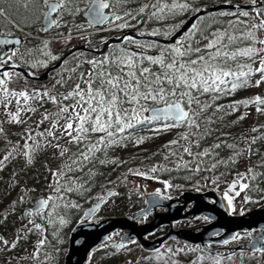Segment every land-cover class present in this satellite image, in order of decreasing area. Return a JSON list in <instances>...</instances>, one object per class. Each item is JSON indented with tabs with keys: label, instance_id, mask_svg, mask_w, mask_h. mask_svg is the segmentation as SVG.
Listing matches in <instances>:
<instances>
[{
	"label": "trees",
	"instance_id": "1",
	"mask_svg": "<svg viewBox=\"0 0 264 264\" xmlns=\"http://www.w3.org/2000/svg\"><path fill=\"white\" fill-rule=\"evenodd\" d=\"M90 1L65 0L66 8L56 16L57 23L45 32L40 27L45 10L43 6H33L25 10L24 7L18 6L15 0H0V7L7 10L5 14L7 18L0 16V30L3 33L7 30H16L14 24L23 30H29L31 36L32 34L39 36L38 39L29 38L31 43L23 44L19 48L18 52L23 54L37 50L42 44L51 46L54 39L69 37L65 48L58 50L54 48L51 51L53 60L49 62L48 67L70 49L85 46L87 49L100 50L109 39L120 38L129 32L166 39L201 7L210 8L221 4L245 6L255 4L254 0H175L176 3L185 4L187 7L183 10L176 9L174 12L165 10V13L161 14L155 7L157 3L171 5L173 0H107L112 20L100 29L89 26L85 31L89 34L76 37L75 35L83 33L78 28L87 24L82 15ZM255 5V8L247 11H217L206 14L195 23V28L189 31L190 36L188 37L189 33L185 35L180 43H190L196 47L200 40L202 42L204 39V33L227 30L231 35L242 37L251 31L254 33L255 40L238 42L233 50L244 47H253L258 50L264 47L259 44L260 40H264V29L254 27L264 20V0ZM154 12L156 15H153ZM245 12L248 13L247 16L243 15ZM117 16L121 19L117 20ZM142 45H151V47H141ZM172 47L174 46L165 47L153 41L127 38L119 45H110L100 56L87 55L94 58L91 65L93 73L99 70V62L104 61L107 65L109 61L116 60L124 52L158 56ZM78 54L86 53L77 52L68 57L64 64ZM260 59L261 57L257 55L251 60L238 58L237 61L232 62L234 66L236 64L251 65V76L242 78L247 80L246 84L238 83L235 90L227 91L216 98H214L215 94L200 96L202 105L211 106L201 119L200 130L189 129L187 126L168 128L160 124L138 126L125 133L117 134L112 142L99 145V151L88 153L90 158L87 161L83 160L81 153H87L88 148L96 144L101 137L107 140L106 133H92L79 144L72 140L67 132L56 135L55 139L51 140L37 156L36 164L29 170L23 171L21 175L14 176L10 194L0 203L1 213L12 198L20 194L22 190H35L36 196L41 197L49 178L54 180L53 190L67 195L70 200L69 203L59 204L52 212L50 211L54 206L50 201L49 208L45 211V214L49 216L41 223L43 244L41 245V241L36 244V257H32L28 264H63L69 233L83 216L84 210L96 203L100 194L104 195L114 185L117 184V187L123 185L128 188L131 184V175L143 169L158 166L163 156L167 159L165 158L150 176L166 183L171 197L178 196L187 190L223 191L230 181L242 175L244 184H248L249 187L242 190L239 196L228 199L234 200V204L240 206L239 214L261 205L264 202L263 195V198L259 196L264 193V113H258L256 105L252 103L257 96L264 98V82L257 84V81L261 80L260 73L256 71L260 66ZM18 64L34 76L40 75L47 68L41 66L34 68L25 58L23 61L19 59ZM149 66L159 71L158 66ZM243 70L248 71L247 68ZM58 72L59 70L55 71L50 77ZM11 74L12 77L6 83L9 90H19L26 85L32 88L40 85L27 81L18 73ZM49 100V97H44L40 102H45L47 107H52ZM243 101H249L247 106L241 103ZM149 106L157 107V105ZM78 123L79 121H76L74 125ZM23 128H25L24 122L13 120L11 116L0 121V152L4 151V147L6 150L11 149L7 145L9 142L17 141ZM253 128L257 131L253 132ZM189 131L193 133L191 141L182 139ZM254 138L256 142L253 144L251 142ZM173 141L177 143L172 144ZM217 144L221 147L216 148ZM183 147H190L192 155L184 153ZM205 150L209 152V155L203 157L197 155ZM213 164L216 165L215 168L212 167ZM249 169L252 171L249 172ZM126 178L128 180H124ZM204 178L208 180L207 186L203 183ZM257 190H259L258 193ZM119 193L120 191L115 189L114 197H117ZM102 207L92 220L110 216L100 213ZM141 207H143L142 196L136 206L131 204L128 207L123 216H129ZM38 215L34 216L37 218ZM30 237L31 235L29 239ZM178 244H183L187 248L184 264H264V253L242 252L219 259L182 242H173L155 253L138 250L137 258L130 259L126 264H162L158 261L151 263L152 257L166 250L172 251ZM125 249L128 251L138 249V244L134 243ZM123 251L124 249L99 248L91 254L88 264H125L121 260ZM165 258L168 264H173L177 256L169 254Z\"/></svg>",
	"mask_w": 264,
	"mask_h": 264
},
{
	"label": "snow or ice",
	"instance_id": "2",
	"mask_svg": "<svg viewBox=\"0 0 264 264\" xmlns=\"http://www.w3.org/2000/svg\"><path fill=\"white\" fill-rule=\"evenodd\" d=\"M15 3L24 7L25 10L33 6H43L48 9L44 13L46 18L57 9L66 8L65 0H15ZM109 7V3L100 0L91 10L93 18L98 21L106 19L101 10ZM155 7L159 13L163 14L165 10L168 12H174L176 9L183 10L187 5L178 4L173 0L171 5L158 2ZM6 13L7 10L0 7V16ZM153 15L156 13L154 12ZM243 15L247 16L248 13L245 12ZM116 19L119 20L121 17L117 16ZM56 23L55 20L50 21V24ZM193 27L195 28V25ZM254 27L264 29V20ZM203 35L206 41L203 47H193L190 43H178L158 56L124 52L116 60L109 61L107 65L101 61L99 70L89 75L86 92L81 90L80 85L77 84L76 91L69 92L65 96V99L79 97L71 106V110L69 107L59 108V112L64 114V119L67 121L64 130L72 140L79 144L92 133H106L108 138L105 140L101 137L96 144L88 148L87 153H81L83 160L87 161L90 158L88 153L99 151V145L112 142L117 134L125 133L138 126L160 124L168 128L187 126L189 129L200 130L201 119L206 110L211 107L206 104L202 105L200 96L215 94L214 98H216L227 91L235 90L238 83L246 84L247 80H242V78L251 76L250 64L233 65L232 62L237 61L238 58L251 60L259 55L261 57L260 66L256 71L260 73L261 80L257 81V84L264 82V47L258 50L253 47L233 50L238 42L254 41V33L249 31L245 36L238 37L224 30ZM0 43L12 44L19 43V41L3 40ZM259 44L264 45V40H260ZM141 47H151V45ZM0 63H3L2 58H0ZM149 65L158 66L159 71H155ZM245 68L248 69L247 72L243 70ZM8 75L7 72L3 73L4 77ZM0 93L3 94L5 106L15 97H23L25 102L29 99L23 91L10 92L3 78H0ZM45 95L48 94L45 93ZM53 102H56L55 98ZM241 103L247 106L249 101ZM252 103L256 105L258 113H264V107H261L264 106V98L257 96ZM161 104L164 106L160 107ZM149 105H157V107ZM17 106L20 107L19 101H17ZM19 114L17 111L12 115V119L17 120ZM74 121H79V123L74 125ZM252 131L256 132L257 129L253 128ZM192 135V131H189L182 139L191 141ZM255 142L256 138L251 143ZM176 143L177 141L172 142V144ZM219 147L221 145L217 144L216 148ZM183 152L192 155L190 147H183ZM197 155L203 157L209 155V152L205 150ZM212 167L215 168L216 165L213 164ZM152 171L155 172L156 169L153 168ZM251 171L249 169V172ZM235 187L234 183L224 193L230 208L232 201L228 197ZM248 187L246 183L240 185L241 190ZM236 194L239 195L238 192ZM47 204L48 200H43L40 202V207L43 208ZM233 239H238V237ZM40 243L42 245L43 241Z\"/></svg>",
	"mask_w": 264,
	"mask_h": 264
},
{
	"label": "water",
	"instance_id": "3",
	"mask_svg": "<svg viewBox=\"0 0 264 264\" xmlns=\"http://www.w3.org/2000/svg\"><path fill=\"white\" fill-rule=\"evenodd\" d=\"M99 2L100 0H92L82 15L83 19L90 26L96 28H102L112 18L109 8L101 10L102 15L106 17L103 21L93 18L91 10ZM104 2L108 3L107 0H104ZM254 2L255 4H260L261 0H254ZM255 4L247 6L221 4L210 8L201 7L174 34L166 39L139 36L137 33L129 32L120 38L109 39L103 44L101 50H91L84 46L74 48L39 76H33L18 66H8L0 68V78L5 79L7 83V78L3 76V73L15 71L22 74L28 81L44 83L48 80L50 74L60 69L64 61L74 53L85 52L99 56L104 54L110 45H119L127 38L153 41L166 47L176 46L194 24L206 14L217 11H247L255 8ZM46 11H48L47 8ZM60 11L61 9H57L56 12L51 13L47 18L44 15L42 25L44 31H48L53 27L54 24H50V21L54 20L53 17ZM3 40L19 41V43L12 44L0 43V47H4L5 49L0 55V58L4 61L9 57L13 48L19 47L22 44V39L0 37V41ZM124 180H128V178ZM234 183L237 187L238 182L234 181L227 186L223 194ZM233 194L231 192L229 197ZM114 195V191L108 190L103 196L98 198L96 203L84 210L83 216L69 233L67 252L63 264H88L91 254L99 248L121 250L130 243H137L142 251L148 253L157 252L166 242L171 240L182 241L206 255L219 259L242 252L264 253V202L260 206L240 216H236L228 213L221 193L216 190L210 189L204 192L184 191L179 196L168 199L160 195H148L143 200L144 207L129 216L92 220L106 201ZM43 200L46 199L43 197L35 199L33 205L23 211V219L47 210L49 208V201L43 208L40 207V202ZM148 215L151 216V220L146 222L145 220ZM195 219H205L208 223L194 229H173V224L175 223ZM141 221L143 222L141 223ZM161 227H168L165 235L152 240L147 239L148 236ZM242 232L245 233L243 234ZM114 235H118V242L111 241V237ZM234 237H238V239L245 237L247 241L238 243L235 246H227V244L236 240L233 239ZM1 242L2 237L0 236V246ZM212 246H215V248Z\"/></svg>",
	"mask_w": 264,
	"mask_h": 264
},
{
	"label": "rangeland",
	"instance_id": "4",
	"mask_svg": "<svg viewBox=\"0 0 264 264\" xmlns=\"http://www.w3.org/2000/svg\"><path fill=\"white\" fill-rule=\"evenodd\" d=\"M14 26L18 29V31L23 30L19 26ZM88 28L89 25L86 24L78 29L80 32H84L87 31ZM189 36L190 33L188 34V37ZM67 43L68 40H54L52 41L53 45L51 46L42 44L39 48H37V50L26 52L27 54L22 53V55L32 67L39 68L41 66L45 68L49 62L53 60L51 51L54 48L56 50L63 49ZM205 43L206 41L204 39L202 42L200 40L197 46L203 47ZM63 53L64 52L62 51V54ZM93 62L94 58L88 56L87 53L84 55L78 54L64 64L56 75L48 78L46 82L35 86V88H32L31 86L28 87L26 85L19 90H10V92L17 93L21 91L25 92V94L29 97L27 102L24 101L23 97H15L11 99V102L8 103L7 106H5L3 103V94L0 93V121L4 118H8V116H11L12 118V115L19 111L20 114L17 117V120L23 121L25 125V128L22 129L23 132L20 133L17 141L9 142V145H7L8 147H11V149L6 150L4 147V151L0 152V203L10 194L13 188L12 185L14 182V176L21 175L23 171H26V169L29 170L31 166L37 163V156L41 154L50 141L54 140L56 135L66 132L64 130V126L67 121L64 119V114L59 112V108L69 107L71 110V106L75 104V100L79 99V97H76L75 99L72 97L65 99V96H67L69 92L74 93L76 91L75 86L77 84L80 85L81 90L86 92L87 80L89 75L92 73L91 65ZM45 93L48 95H45ZM44 97H49L52 107H47V103L40 102V100ZM53 98H55L56 102H53ZM17 101H19L20 107L17 106ZM144 115H146V113H144ZM45 117H48V119H45ZM75 122L76 121L73 123ZM49 133H51V135ZM25 145H27V147H25ZM5 157H7V159H5ZM165 158L166 156H163L159 160L160 163H158V166L149 167L131 175V184L128 188L123 185L117 187L116 184L109 189L114 192L116 189L120 191V193L117 197L113 196L114 198L112 197V199L107 200L108 202L106 201V204L102 207L100 213L110 215L108 218L122 217L131 204L136 206V203L141 200V196L143 199L148 195H160L167 198L171 197L168 192V185L150 176L153 173L152 169H157ZM234 181L238 182V186L232 190L234 194L228 198L239 196L242 193L240 188V185L244 184L242 175L237 177ZM232 182H229L227 186H229ZM53 183L54 180L51 178L47 180L46 186L43 188V195L41 196L49 202H52L54 207L50 212H52L59 204H66L70 202L67 195L60 194L53 190L55 188ZM203 183L205 186L208 185L207 178H204ZM219 192L226 203L228 213L236 216L242 215L239 214V211H241L240 206L235 205L233 200L230 208L223 191ZM237 192L239 195L236 194ZM256 192L258 193L259 190ZM262 195L264 197V193H261L259 196L263 198ZM101 196L103 195L100 194V197ZM37 198L35 190H22L20 194L12 198L11 202L7 204L0 213V236L2 237L0 246V264H28L32 257H36V244L41 241L42 235L41 223L47 216H49V214L47 215L45 214V211H42L37 213L39 214L37 218L34 215H31L28 216L27 219H23L22 214L24 210L29 209L33 205L35 199ZM248 211L250 210H247L246 212ZM142 222L143 221H141V223ZM207 223L208 221L205 219H195L186 220L185 222H180L177 225L183 228L189 227L194 229ZM37 225H39V227H37ZM242 233L244 234L245 232ZM30 235L31 237L29 239ZM116 237H118V235L111 237V241L117 242ZM246 241L247 238L243 237L230 242L227 246H235L238 243H244ZM130 245L133 244L130 243ZM125 248L126 246L121 249H124L121 260L126 264V262L130 259L137 258L138 249L128 251ZM186 251L187 248L185 245H175L174 250L172 251L166 250L165 252L154 255L151 259V263L158 261L162 262V264H168L169 262L166 258L164 259V257L170 254L177 256L174 261V263L176 262L175 264H184ZM178 257H180L179 260ZM116 259H118V257Z\"/></svg>",
	"mask_w": 264,
	"mask_h": 264
},
{
	"label": "flooded vegetation",
	"instance_id": "5",
	"mask_svg": "<svg viewBox=\"0 0 264 264\" xmlns=\"http://www.w3.org/2000/svg\"><path fill=\"white\" fill-rule=\"evenodd\" d=\"M46 12V8H45V10H44V12H43V15H42V17H41V22H40V27L43 29V19H44V13ZM56 17V16H55ZM55 17H54V19H55ZM0 29H1V24H0ZM16 30H7V32H5V33H3L1 30H0V37H5V38H20V39H22V44L19 46V47H16V48H13L12 49V51H11V53H10V55H9V57L6 59V60H4L3 61V63H0V68H4V67H8V66H19V67H21L22 68V66L20 65V64H18V60L20 59L21 61H23L24 60V56L22 55V53H19L18 52V50H19V48L24 44V45H28V44H30L31 42H30V39L29 38H31V39H38L39 38V36L38 35H34V34H32V36L31 35H29V34H31V32L29 31V30H20V31H18V29L17 28H15ZM44 31V30H43ZM86 34V33H85ZM34 37V38H33ZM4 47H0V55L4 52ZM70 51V50H69ZM12 53H15V55H11ZM67 53V52H66ZM66 53H64V55L66 54ZM60 59V58H59ZM56 63V62H55ZM54 63V64H55ZM65 63V62H64ZM53 65V64H52ZM52 65H50V66H52ZM50 66H48V67H50ZM47 67V68H48ZM45 70V69H44ZM44 70H43V72H44ZM12 72H14V73H17V72H15V71H8L7 73L9 74L6 78H7V81L12 77ZM27 72L28 73H30L31 74V72L29 71V70H27ZM18 74H20V73H18ZM21 75V74H20ZM39 76V75H38ZM37 84V83H36ZM241 176V175H240ZM238 177V176H237ZM236 177V178H237ZM242 179H243V177H242ZM235 180V179H234ZM234 180H232V181H234ZM232 181H230V182H232ZM238 186V185H237ZM146 220H147V222L148 221H150L151 220V216L150 215H148L147 217H146ZM186 221V220H185ZM185 221H180V222H185ZM180 222H178V223H180ZM178 223H175V224H173V229L174 230H179V229H192V228H189V227H186V228H183V227H179L177 224ZM167 229H168V227H161V228H159V229H157L153 234H151L150 236H148L147 237V239H150V240H152V239H154V238H156V237H159V236H162V235H165L166 234V232H167ZM240 239V238H239ZM116 240L118 241L119 239H118V237H116ZM173 242H182V241H168V242H166L164 245H163V247L161 248V249H163V248H165L167 245H169V244H172ZM182 243H184V242H182ZM213 248H215V246H212ZM160 249V250H161ZM160 250H158V251H160ZM157 251V252H158ZM152 253H155V252H152Z\"/></svg>",
	"mask_w": 264,
	"mask_h": 264
},
{
	"label": "bare ground",
	"instance_id": "6",
	"mask_svg": "<svg viewBox=\"0 0 264 264\" xmlns=\"http://www.w3.org/2000/svg\"><path fill=\"white\" fill-rule=\"evenodd\" d=\"M60 12H61V11H60ZM60 12H58L55 16H57ZM110 20H112V18H111ZM110 20H109V21H110ZM109 21H108V22H109ZM106 24H107V23H106ZM106 24H105V25H106ZM105 25H104V26H105ZM194 25H195V24H194ZM89 26H90V25H89ZM104 26H103V27H104ZM90 27H92V26H90ZM103 27H102V28H103ZM192 28H193V27H192ZM192 28H191V29H192ZM97 29H100V28H97ZM191 29H190V30H191ZM188 33H189V32H188ZM188 33H187V34H188ZM137 34H138V33H137ZM187 34H186V35H187ZM138 35H139V34H138ZM139 36H147V35H139ZM149 37H150V36H149ZM133 39H134V38H133ZM54 40H58V39H54ZM54 40H52V41H54ZM84 47H85V46H84ZM101 49H102V48H101ZM101 49H100V50H101ZM99 56H100V55H99Z\"/></svg>",
	"mask_w": 264,
	"mask_h": 264
}]
</instances>
